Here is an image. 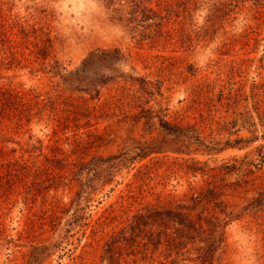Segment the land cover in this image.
Wrapping results in <instances>:
<instances>
[{"label":"rangeland","instance_id":"1","mask_svg":"<svg viewBox=\"0 0 264 264\" xmlns=\"http://www.w3.org/2000/svg\"><path fill=\"white\" fill-rule=\"evenodd\" d=\"M0 264H264V0H0Z\"/></svg>","mask_w":264,"mask_h":264},{"label":"trees","instance_id":"2","mask_svg":"<svg viewBox=\"0 0 264 264\" xmlns=\"http://www.w3.org/2000/svg\"><path fill=\"white\" fill-rule=\"evenodd\" d=\"M14 95L10 89H0V115L3 114L4 110L14 104Z\"/></svg>","mask_w":264,"mask_h":264}]
</instances>
